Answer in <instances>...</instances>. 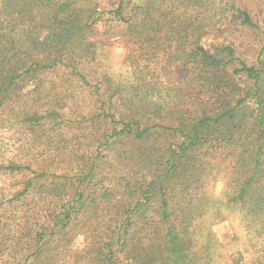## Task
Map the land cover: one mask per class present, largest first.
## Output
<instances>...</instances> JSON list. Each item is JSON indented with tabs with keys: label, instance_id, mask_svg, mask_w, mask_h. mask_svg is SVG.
<instances>
[{
	"label": "trees",
	"instance_id": "trees-1",
	"mask_svg": "<svg viewBox=\"0 0 264 264\" xmlns=\"http://www.w3.org/2000/svg\"><path fill=\"white\" fill-rule=\"evenodd\" d=\"M234 20L264 35L244 0H0V124L59 127L56 150L0 148L24 181L0 201V264H197L211 182L264 235V40L253 63L206 45ZM101 24L121 28L125 82Z\"/></svg>",
	"mask_w": 264,
	"mask_h": 264
},
{
	"label": "rangeland",
	"instance_id": "rangeland-1",
	"mask_svg": "<svg viewBox=\"0 0 264 264\" xmlns=\"http://www.w3.org/2000/svg\"><path fill=\"white\" fill-rule=\"evenodd\" d=\"M98 1L105 5L107 0ZM244 1L252 11L254 19L264 30V0ZM233 22L234 24H227L221 30L213 33L206 45L210 48V45L216 41L234 42L239 48L240 55L248 62L253 63L260 54L264 35L259 31L245 30L239 25L236 26L239 21L238 23L236 20ZM95 30L93 38L95 36V40L101 48L99 60L104 74L113 80L127 81L130 78L131 70L126 63L125 51L119 38L121 28L105 30L101 24ZM107 32H112V34L105 36L104 34ZM166 73L169 75L168 71ZM12 124L9 122L0 124V148H3V153L17 149L26 136L36 139L38 146L54 149V146L50 144L57 140L58 123L44 124L42 121L35 129L40 137L33 135L27 129H21L16 121H13ZM23 184L24 181L19 176L0 175V201L2 196L20 188ZM207 192L212 196L211 202L209 201L208 204L209 214L206 220L208 230L201 239V248L193 250L194 261L197 264H264V235L250 228L236 209L225 206L227 200L223 195L224 185L222 183H209ZM84 245V238L79 237L75 241L73 249L82 251Z\"/></svg>",
	"mask_w": 264,
	"mask_h": 264
}]
</instances>
